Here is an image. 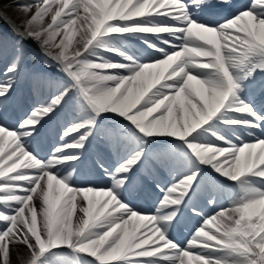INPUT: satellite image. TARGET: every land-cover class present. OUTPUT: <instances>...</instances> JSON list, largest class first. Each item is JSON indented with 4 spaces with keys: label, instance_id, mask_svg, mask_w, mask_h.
I'll use <instances>...</instances> for the list:
<instances>
[{
    "label": "snow or ice",
    "instance_id": "snow-or-ice-1",
    "mask_svg": "<svg viewBox=\"0 0 264 264\" xmlns=\"http://www.w3.org/2000/svg\"><path fill=\"white\" fill-rule=\"evenodd\" d=\"M0 264H264V0H0Z\"/></svg>",
    "mask_w": 264,
    "mask_h": 264
},
{
    "label": "bare ground",
    "instance_id": "bare-ground-1",
    "mask_svg": "<svg viewBox=\"0 0 264 264\" xmlns=\"http://www.w3.org/2000/svg\"><path fill=\"white\" fill-rule=\"evenodd\" d=\"M174 237L178 240H182L179 232L174 233Z\"/></svg>",
    "mask_w": 264,
    "mask_h": 264
}]
</instances>
